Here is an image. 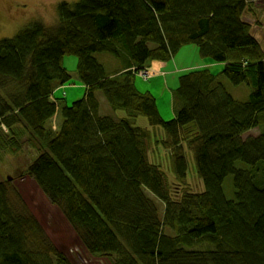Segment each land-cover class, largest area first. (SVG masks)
<instances>
[{"label": "trees", "instance_id": "16d2710c", "mask_svg": "<svg viewBox=\"0 0 264 264\" xmlns=\"http://www.w3.org/2000/svg\"><path fill=\"white\" fill-rule=\"evenodd\" d=\"M248 6L63 0L54 24L34 20L0 40V149L11 143L22 152L27 136L38 155L21 176L59 208L93 257L264 264V50L244 18ZM185 45L212 65L180 72L174 110L162 114L137 75L151 61L174 60ZM97 53L113 55L123 70L109 73ZM65 56L76 57L78 81ZM243 83L246 100L230 92ZM76 84L85 87L69 99ZM160 147L180 195L155 162ZM189 153L200 191L189 186ZM0 264H72L9 179L0 180Z\"/></svg>", "mask_w": 264, "mask_h": 264}, {"label": "rangeland", "instance_id": "374dc122", "mask_svg": "<svg viewBox=\"0 0 264 264\" xmlns=\"http://www.w3.org/2000/svg\"><path fill=\"white\" fill-rule=\"evenodd\" d=\"M61 1L63 0H0V40L5 37H12L26 24L34 20H41L48 25L54 24V22L58 19L57 5ZM65 1L72 2L77 0ZM248 2L249 6L244 13V18L252 24V32L255 37L258 38L264 50V0H248ZM259 20H261V24H258ZM95 56L105 65L109 73H119L122 69L120 61L109 53H97ZM208 60V57H203L199 54L195 45H185L178 52L173 61H164L165 63L170 62V64H173L177 73L173 70V66L171 65L169 66L171 72L168 73L165 70L159 72V70H154L153 68L149 79H145L144 76L139 74V76H141L140 79L142 80V86L144 88L148 87L150 89L149 92L156 96L158 101L160 98L165 101V94L169 91V89L175 90V88H177V78L180 76V72L185 71L188 68L206 65L209 62ZM153 62L154 61H151L148 64L153 67L156 66L161 68L159 61ZM76 64V57L65 56L63 65L71 73L74 81H78ZM145 68L150 67L148 66ZM211 69L216 71V68ZM159 74L165 76L160 79L161 82L158 86H154L159 82L157 83L156 80H151L154 77H159ZM164 86L166 88L169 87L166 89L165 93L163 91ZM247 91L248 87L244 83L240 86H230V92H232L236 98L246 100L248 98ZM70 94L71 91H69V99L77 98L71 97ZM51 95L54 96L55 91H53ZM83 95L84 91L82 92V96ZM169 95H172V93H169ZM64 98H66V95H64ZM170 101L171 110H169V114H171L170 112L174 110V101L172 97L170 98ZM104 109L108 108L105 107ZM123 114L125 113L123 112ZM257 133H259V130L251 132V134L254 135ZM15 136L19 140L18 143H21L20 139L22 135L20 134V131H18ZM26 140L27 136L25 135L22 137V141L24 143V149L22 152L19 150H11V147L14 145L11 143H9V146L6 145L5 150L0 149V180H11L12 185L17 188L20 194H22L29 210L40 220L53 243L68 255L72 264H111L102 258H96L90 255L84 248L83 244L81 247L80 240L74 231L69 234L66 233L68 229H71L68 221L59 208L50 203L41 189L31 181L32 179L29 178L28 175L21 176L28 165L38 155L36 149L28 146ZM34 152L35 154L32 155ZM158 153L162 157V161L161 157H159L158 161L156 160L155 162L159 163L162 169L167 173L171 183L173 184L174 193L176 195H180V186L174 181V175L171 173V168H169V153L164 151L163 147L158 149ZM191 156L193 155L189 153V186L193 191H200L203 189V183L196 173L194 161L191 159ZM171 177L174 178V180ZM230 182L231 178H229L226 183L225 189L227 192L230 191ZM228 194L230 193L228 192Z\"/></svg>", "mask_w": 264, "mask_h": 264}, {"label": "crops", "instance_id": "0c3cea01", "mask_svg": "<svg viewBox=\"0 0 264 264\" xmlns=\"http://www.w3.org/2000/svg\"><path fill=\"white\" fill-rule=\"evenodd\" d=\"M175 59V58H174ZM171 61H173V60H171ZM170 61V62H171ZM154 62H158V61H154ZM153 62V63H154ZM170 62L169 63H165V62H161V61H159V63H160V65H161V68L160 67H153L152 65H149V67L150 68H154V70H159V72H161V71H166L167 73L168 72H171V70H170V68H169V66L171 65V66H173V70L175 71V66L173 65V64H170ZM212 62L211 61H209L208 62V64H206V65H203V66H207V65H210ZM152 64V63H151ZM212 65V64H211ZM198 67V66H197ZM122 68V67H121ZM123 70V68L120 70V71H122ZM119 71V72H120ZM176 72V71H175ZM177 73V72H176ZM113 74V73H112ZM159 77H154V78H152V80L151 81H157V83L158 84H156V85H154V86H158L159 84H160V82H161V78L162 77H164L165 75H161V74H159L158 75ZM171 77V76H170ZM141 77L140 76H138L137 75V85H138V87L142 90V91H145V90H148V91H150V89L148 88V87H143L142 86V80L140 79ZM176 85H178V78H177V84ZM66 88V87H65ZM80 88L82 89L83 87H82V85L80 86V84H77L76 86H74L73 88H71L70 90H71V93H72V95L73 96H75V97H78L79 95H80ZM169 87H165L164 86V88H163V91H164V93H165V91H166V89H168ZM60 89H64L63 87L62 88H59L58 90H60ZM160 90H162V89H160ZM174 90H172V89H169V91L165 94V97H166V100L164 101L163 99H159V101H158V105H159V109H160V111H161V113L162 114H168L169 113V110H171V101H170V98L172 97V95H169V93H172ZM103 104L104 105H102L104 108L106 107V108H109V106L106 104V102L103 100ZM106 113H109V114H114V112L113 111H105ZM60 117L59 116H55V118H54V120L52 121V124H53V128H56L57 129V127H58V124L60 123V119H59ZM55 126V127H54ZM24 149V148H23ZM36 152V151H35ZM35 152L32 154V155H34L35 154ZM32 181V180H31ZM33 182V181H32ZM69 227H70V229L71 230H67V232L66 233H71L72 231H74L72 228H71V226L69 225ZM74 235V234H73ZM77 235V234H76ZM78 236V235H77ZM75 237V236H74ZM79 238V237H78ZM74 240H76V239H74ZM79 240H80V238H79ZM80 245H81V247H82V242H81V240H80Z\"/></svg>", "mask_w": 264, "mask_h": 264}, {"label": "built area", "instance_id": "2783aa9c", "mask_svg": "<svg viewBox=\"0 0 264 264\" xmlns=\"http://www.w3.org/2000/svg\"><path fill=\"white\" fill-rule=\"evenodd\" d=\"M151 70L152 69H150V68H145V69L139 71V74L142 75V76H144L145 79H148V78L151 77V74H152Z\"/></svg>", "mask_w": 264, "mask_h": 264}, {"label": "bare ground", "instance_id": "6f19581e", "mask_svg": "<svg viewBox=\"0 0 264 264\" xmlns=\"http://www.w3.org/2000/svg\"><path fill=\"white\" fill-rule=\"evenodd\" d=\"M4 128L6 129V127L4 126Z\"/></svg>", "mask_w": 264, "mask_h": 264}]
</instances>
